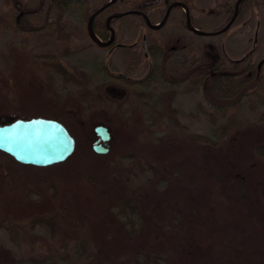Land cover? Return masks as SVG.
<instances>
[{
	"label": "rangeland",
	"instance_id": "rangeland-1",
	"mask_svg": "<svg viewBox=\"0 0 264 264\" xmlns=\"http://www.w3.org/2000/svg\"><path fill=\"white\" fill-rule=\"evenodd\" d=\"M187 1L203 31L227 23L223 0ZM257 1L224 33L189 34L177 21L167 31L180 38L177 48H165L153 74L150 59L126 82L120 55L7 26L12 7L24 3L27 13L35 1L0 0V122L56 113L77 142L49 167L0 151V264H264L257 224L207 183L200 157L228 150L241 175L264 179V159L253 152L264 141V86L235 109L210 104L199 83L221 45L233 59L256 45L253 59L264 61ZM97 125L111 131L107 154L93 150Z\"/></svg>",
	"mask_w": 264,
	"mask_h": 264
},
{
	"label": "flooded vegetation",
	"instance_id": "flooded-vegetation-1",
	"mask_svg": "<svg viewBox=\"0 0 264 264\" xmlns=\"http://www.w3.org/2000/svg\"><path fill=\"white\" fill-rule=\"evenodd\" d=\"M238 1H235L233 9L229 8L230 13L226 18L227 23L220 29L217 28L214 29L215 31L207 33H214L223 29L233 18L237 8L238 18L240 4L244 0L237 7ZM176 3H180V5L175 6ZM23 4L21 2L15 4L18 7H12L8 11L6 19L0 10V26L4 24L5 19L6 25L12 27L10 17L15 15L18 24H21L20 17L24 16L25 22H28L25 25L31 26L33 20L39 22L40 30H38V33L45 39L65 43L79 40L92 41L103 47L112 56L120 55L124 59L125 69L119 77L126 82L131 81L132 76L140 68L146 69L150 59L152 62L149 65L150 73L148 74H153L155 69L160 67L159 64L165 54V48L170 53L177 48V45L174 44L176 40H173V35L167 34L170 27H174L177 21L182 20V18L178 20L174 18V15L178 12L176 8H181V5H183L181 2H175V0H40L39 2L25 3L36 7L35 9L30 8L27 13L23 9L20 10ZM190 7L186 6L187 10L185 12L182 10L185 13V21L183 20L185 32L205 36L206 34H198L194 31L193 28L200 31L205 28L202 24L201 26L192 24L193 15L192 7ZM155 16H159L156 21L152 19ZM237 18L230 28L238 24ZM26 30L30 35L37 33V31L32 33L31 30ZM128 35L130 39H126ZM154 36H162V38L156 40ZM176 42H180L179 37ZM182 47H186V45L183 44ZM256 49L257 46L254 45L242 58L233 59L227 53L226 47L221 45L216 50L218 54L215 63L218 60L220 61L221 51L224 52L228 61L239 62L251 56L253 57ZM142 58H146L148 61L146 65H143V61L140 63ZM215 63L207 65L206 68L213 66L212 64ZM258 67L259 70H264V61L258 62ZM207 72L203 79L207 77ZM129 73L134 74L130 75Z\"/></svg>",
	"mask_w": 264,
	"mask_h": 264
},
{
	"label": "trees",
	"instance_id": "trees-1",
	"mask_svg": "<svg viewBox=\"0 0 264 264\" xmlns=\"http://www.w3.org/2000/svg\"><path fill=\"white\" fill-rule=\"evenodd\" d=\"M34 1L39 2L40 0ZM235 1L236 0H224V3L220 5L221 11L218 15L227 18L230 13L228 10L229 8L233 9ZM179 2L184 6L190 7L187 0H179ZM254 4L258 5V1L244 0L240 4L239 16L237 18L238 23L244 19L245 9L250 8ZM10 18L12 27L22 30L26 28L31 30L32 33L36 31L38 33V30H40V24H32L31 26L23 25L22 23L18 24L16 15ZM174 18L176 20L182 18V20L185 21V13H183V11L181 13L176 12ZM152 19L156 21L159 19V16H155ZM192 24L201 26V22L195 19L194 16H192ZM214 27L213 29L218 28L217 26ZM221 52L220 61L218 60V62L212 64L213 66H211L207 72V77L205 79H200L199 83L202 87L205 99L210 104L218 106L219 108L232 106L236 109L239 108L244 97L249 95L248 92L253 91L252 95H255L259 89L264 86V71L263 69L262 71L259 70L258 62H256L252 56L239 62H230L227 60L224 52ZM142 61L144 62L143 65H146V58L140 59V63ZM129 74L133 75L134 73ZM150 75H148V77H150ZM52 114H47L45 112L38 115L56 119L64 123L63 120L60 119V115L56 113H54V115ZM21 117L29 119L25 116ZM66 126L67 128L69 127V125ZM253 152L257 157L264 159V141L256 144L253 148ZM200 157L206 181L208 180L218 187L220 196L228 202L232 210L236 208L243 209L248 217L257 224L259 232L264 236V179H251L241 175L233 163L232 153L228 150L209 149L207 151H202ZM142 234H145L144 237H147L148 232H142ZM128 237L130 238L132 235L129 233ZM129 250H132V247H129L128 251Z\"/></svg>",
	"mask_w": 264,
	"mask_h": 264
},
{
	"label": "water",
	"instance_id": "water-1",
	"mask_svg": "<svg viewBox=\"0 0 264 264\" xmlns=\"http://www.w3.org/2000/svg\"><path fill=\"white\" fill-rule=\"evenodd\" d=\"M243 0H239L237 7ZM180 5L176 3L175 6ZM238 15L235 10L231 21L220 31L225 32L234 23ZM198 34H216L193 28ZM11 133V135H8ZM96 140L93 150L97 154H107L111 148L112 134L105 125L95 127ZM77 142L69 129L60 121L45 117L14 119L9 123H0V151L12 156L17 162L48 167L63 163L75 152ZM63 157V158H61Z\"/></svg>",
	"mask_w": 264,
	"mask_h": 264
},
{
	"label": "snow or ice",
	"instance_id": "snow-or-ice-1",
	"mask_svg": "<svg viewBox=\"0 0 264 264\" xmlns=\"http://www.w3.org/2000/svg\"><path fill=\"white\" fill-rule=\"evenodd\" d=\"M8 135H11V133H9ZM61 158H63V157H61Z\"/></svg>",
	"mask_w": 264,
	"mask_h": 264
}]
</instances>
